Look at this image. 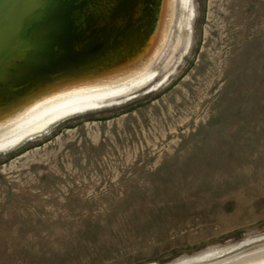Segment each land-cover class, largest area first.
<instances>
[{
  "label": "rangeland",
  "instance_id": "obj_1",
  "mask_svg": "<svg viewBox=\"0 0 264 264\" xmlns=\"http://www.w3.org/2000/svg\"><path fill=\"white\" fill-rule=\"evenodd\" d=\"M173 24L146 85L0 151V264L264 245V0H190Z\"/></svg>",
  "mask_w": 264,
  "mask_h": 264
},
{
  "label": "bare ground",
  "instance_id": "obj_2",
  "mask_svg": "<svg viewBox=\"0 0 264 264\" xmlns=\"http://www.w3.org/2000/svg\"><path fill=\"white\" fill-rule=\"evenodd\" d=\"M189 2L190 0H107L103 3L104 9L102 6L99 7L101 9H96L98 12L95 16L110 18H106L108 35L103 41L106 43L95 47L93 44L97 39H91L87 45L78 47V50H73V54H67L58 61L51 54H46L44 58L50 59L47 62L50 68L63 69L60 72H49L42 63L36 64L33 71L24 76L8 72L9 75L2 78V82L18 84L30 79L34 81L29 88L25 86L27 89L21 90L27 94L34 87H47L50 82L55 83L56 77L65 73L71 75V68L76 65H92L95 69L89 76L50 87L25 102L0 112V151L14 148L25 138L46 130L52 123L67 116L98 109L100 104L128 96L134 89L150 82L155 76L153 66L160 59L170 38L177 6L181 5L184 11ZM41 68L46 73L41 74ZM212 253L199 254L174 264H264V245L235 255L231 253L232 256L217 261L207 259Z\"/></svg>",
  "mask_w": 264,
  "mask_h": 264
},
{
  "label": "water",
  "instance_id": "obj_3",
  "mask_svg": "<svg viewBox=\"0 0 264 264\" xmlns=\"http://www.w3.org/2000/svg\"><path fill=\"white\" fill-rule=\"evenodd\" d=\"M105 2L107 0H0V112L50 87L95 72L92 65H76L71 68V75L65 73L56 77L55 83L34 87L27 94L22 92L27 89L25 86L29 88L34 83L31 79L18 84L2 82L8 72L24 76L41 63L49 72L63 71L51 69L47 63L50 59L44 56L51 54L58 61L87 45L91 39H97L93 44L95 47L106 43L103 42L108 35L106 18H110L95 17L96 9L103 8ZM39 71L46 73L42 68Z\"/></svg>",
  "mask_w": 264,
  "mask_h": 264
}]
</instances>
